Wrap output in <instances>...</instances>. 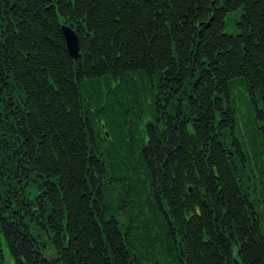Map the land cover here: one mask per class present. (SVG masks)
<instances>
[{
  "label": "trees",
  "instance_id": "16d2710c",
  "mask_svg": "<svg viewBox=\"0 0 264 264\" xmlns=\"http://www.w3.org/2000/svg\"><path fill=\"white\" fill-rule=\"evenodd\" d=\"M236 78L264 138V0H0V264H264Z\"/></svg>",
  "mask_w": 264,
  "mask_h": 264
},
{
  "label": "rangeland",
  "instance_id": "374dc122",
  "mask_svg": "<svg viewBox=\"0 0 264 264\" xmlns=\"http://www.w3.org/2000/svg\"><path fill=\"white\" fill-rule=\"evenodd\" d=\"M236 31L235 22L228 23L226 32L234 33ZM242 80L236 78L234 84L231 86V95L236 105L237 116L239 121V127L236 129L237 136L239 137L243 148L248 153L250 158H253L254 153L264 154L263 135L260 129V121L256 119L255 103L247 90L240 86ZM239 85V87L237 86ZM6 255L7 264L10 263V259Z\"/></svg>",
  "mask_w": 264,
  "mask_h": 264
},
{
  "label": "water",
  "instance_id": "95a60500",
  "mask_svg": "<svg viewBox=\"0 0 264 264\" xmlns=\"http://www.w3.org/2000/svg\"><path fill=\"white\" fill-rule=\"evenodd\" d=\"M61 29L69 55L75 60L78 59L80 56V44L76 30L71 25L66 24H63Z\"/></svg>",
  "mask_w": 264,
  "mask_h": 264
}]
</instances>
